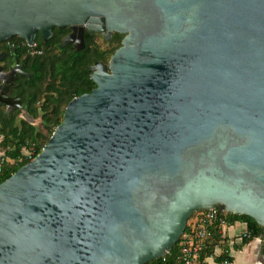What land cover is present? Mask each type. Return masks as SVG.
I'll use <instances>...</instances> for the list:
<instances>
[{
  "label": "water",
  "instance_id": "1",
  "mask_svg": "<svg viewBox=\"0 0 264 264\" xmlns=\"http://www.w3.org/2000/svg\"><path fill=\"white\" fill-rule=\"evenodd\" d=\"M55 28L125 37L0 184V264H149L211 209L264 228V0H0V44ZM5 57L0 104L31 118Z\"/></svg>",
  "mask_w": 264,
  "mask_h": 264
},
{
  "label": "trees",
  "instance_id": "2",
  "mask_svg": "<svg viewBox=\"0 0 264 264\" xmlns=\"http://www.w3.org/2000/svg\"><path fill=\"white\" fill-rule=\"evenodd\" d=\"M68 33V29L55 28L53 36L46 41L38 34L37 50L44 54L31 61L30 50L26 41L19 37H13L0 44V50L10 53L9 45L23 69L33 73L28 79L19 76L16 80L13 94L21 95L28 102L27 113L29 116L41 122L33 125L26 119H20L21 110L7 111V107L0 104V152L4 153L7 163L4 165L0 184L8 180L23 166L36 158L50 141L53 133L63 123L64 113L69 103L84 93L92 92L96 84L91 80V67L100 63L108 65L115 52L122 46L123 35L115 34L108 41L100 34L85 32V49L78 51L71 46H61L62 39ZM101 37L107 48H103L97 41ZM32 154V155H31ZM31 155V158H30ZM218 221L209 226L210 235L206 240V247L201 253L200 264H205L207 258L213 257L215 248L222 238L220 233L223 226L233 225L235 222L247 224V232L243 237V243L249 244L264 236V228L253 218L244 215L226 213L218 209ZM201 211L195 213L188 222L186 232L190 231V222ZM178 243L174 249L164 258L150 262L149 264H178ZM220 264L233 263V258L227 252L215 258Z\"/></svg>",
  "mask_w": 264,
  "mask_h": 264
},
{
  "label": "crops",
  "instance_id": "3",
  "mask_svg": "<svg viewBox=\"0 0 264 264\" xmlns=\"http://www.w3.org/2000/svg\"><path fill=\"white\" fill-rule=\"evenodd\" d=\"M246 232L247 224L244 222L238 221L233 225L223 226L220 233L222 241L216 246L215 255L207 258L204 263L220 264L216 262L215 258L227 252L233 258L232 264H264V240L259 238L245 245L243 237Z\"/></svg>",
  "mask_w": 264,
  "mask_h": 264
},
{
  "label": "built area",
  "instance_id": "4",
  "mask_svg": "<svg viewBox=\"0 0 264 264\" xmlns=\"http://www.w3.org/2000/svg\"><path fill=\"white\" fill-rule=\"evenodd\" d=\"M1 127L2 124L0 123V130ZM6 163L7 158L4 153L0 152V178ZM219 212L218 209L201 211L194 219L196 221H193L189 234L179 246L178 264H200L201 253L205 249L206 240L210 235L209 226L218 221ZM226 264L228 263L226 262Z\"/></svg>",
  "mask_w": 264,
  "mask_h": 264
},
{
  "label": "flooded vegetation",
  "instance_id": "5",
  "mask_svg": "<svg viewBox=\"0 0 264 264\" xmlns=\"http://www.w3.org/2000/svg\"><path fill=\"white\" fill-rule=\"evenodd\" d=\"M66 29H68V33L64 36V38L62 39V41L65 39V38H67L71 33H72V31L69 29V28H66ZM115 34H118V33H113L112 34V36L110 37V39H108V41H110L112 38H113V36L115 35ZM101 35V34H100ZM102 37H104L103 35H101ZM124 35H123V39H124ZM52 38V37H51ZM85 38V37H84ZM104 38H106V37H104ZM123 39H122V41H123ZM48 41V40H47ZM62 43V42H61ZM69 46H71V47H74L75 49H76V47H75V45L74 44H71V45H69ZM14 46L11 44V45H9L7 48H9L10 49V53L11 54H8L6 51H4V50H0V54H2V53H6V57H5V59L1 62V65L4 67V70L6 71V72H9V70H10V67H11V65L13 64V61H14V68H15V71L17 72L18 71V69H17V67H20L21 68V70H22V72L23 73H25V75H23V74H21V73H19V72H17V76H16V80H17V78L19 77V76H25V77H27L28 79H30L31 77H32V75H33V73H31V72H28V71H26V70H24L23 69V65H22V63H19L18 62V60H17V58L15 57V53H14V51H13V48ZM31 48H33V49H31L30 50V59H31V61H33L34 59H37L38 57H40V56H42L43 54H44V52L42 51V50H37V42H36V44H35V46L34 47H31ZM109 65V64H108ZM107 65V66H108ZM92 75V74H91ZM91 75H90V78H91ZM16 80H15V84H16ZM92 80V79H91ZM93 81V80H92ZM15 89V86L11 89V92H10V96L11 97H16V96H18L17 94H13V90ZM88 93H91V92H88ZM88 93H84V94H88ZM83 94V95H84ZM21 96V95H20ZM82 96V95H81ZM79 97V96H78ZM75 98H77V97H75ZM74 98V99H75ZM29 106V105H28Z\"/></svg>",
  "mask_w": 264,
  "mask_h": 264
},
{
  "label": "rangeland",
  "instance_id": "6",
  "mask_svg": "<svg viewBox=\"0 0 264 264\" xmlns=\"http://www.w3.org/2000/svg\"><path fill=\"white\" fill-rule=\"evenodd\" d=\"M97 41L99 42V44H101V46H102L104 49L107 48L105 42L103 41V39H102L101 37H98V38H97ZM25 115H26V113H24L23 111H21V114H20L19 118H20V119H26V120H28L30 123H32L33 125H36V126H38V125L40 124L41 119L34 120V119H32V118H27Z\"/></svg>",
  "mask_w": 264,
  "mask_h": 264
}]
</instances>
